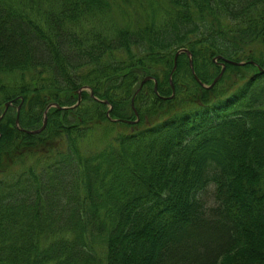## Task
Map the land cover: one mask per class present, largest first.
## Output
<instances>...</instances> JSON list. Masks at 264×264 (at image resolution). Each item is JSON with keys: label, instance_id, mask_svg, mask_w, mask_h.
Wrapping results in <instances>:
<instances>
[{"label": "trees", "instance_id": "obj_1", "mask_svg": "<svg viewBox=\"0 0 264 264\" xmlns=\"http://www.w3.org/2000/svg\"><path fill=\"white\" fill-rule=\"evenodd\" d=\"M124 15L0 0V264H264V0Z\"/></svg>", "mask_w": 264, "mask_h": 264}, {"label": "rangeland", "instance_id": "obj_2", "mask_svg": "<svg viewBox=\"0 0 264 264\" xmlns=\"http://www.w3.org/2000/svg\"><path fill=\"white\" fill-rule=\"evenodd\" d=\"M160 2L163 1V0H159ZM50 3V1H49ZM112 4H113V7L114 9H124V10H128V13L129 15L126 16H121L120 19L118 20V26H123V27H129L131 26L132 24L130 23L131 22V14H132V10H136V11H140L142 12L143 9L145 7H147L148 5L152 4V7L153 6H156V0H112ZM147 10H150V9H147ZM252 61V60H250ZM79 89H82L79 88ZM76 103H77V100H76ZM80 102H78L76 105H72L71 108L73 107H76ZM49 105V103H48ZM68 107V106H67ZM42 126V123L39 127ZM93 137H98V134L97 133H93L92 136H91V139L93 140L94 138ZM89 143V142H88ZM17 169L19 167H16ZM211 199V197H210ZM209 201L211 202L212 199ZM209 202V204H211Z\"/></svg>", "mask_w": 264, "mask_h": 264}, {"label": "water", "instance_id": "obj_3", "mask_svg": "<svg viewBox=\"0 0 264 264\" xmlns=\"http://www.w3.org/2000/svg\"><path fill=\"white\" fill-rule=\"evenodd\" d=\"M179 52H185V53L190 57V53H189L188 50H186V49H179V50L175 53V56H176ZM229 62L232 63V64H235V65H241V64H242V62H232V61H229ZM250 62H252V61H250ZM190 65H191V60H190ZM258 69H259L260 72H264V68L262 69L261 67H258ZM220 75H221V73L213 79V81L211 82L210 86H212V85L217 81V79L219 78ZM148 79H150L149 76L144 77V78L141 80V82H140V87H141V85H142L146 80H148ZM140 87H139V88H140ZM78 92H79V90H78ZM79 100H80V98H78L77 103L79 102ZM9 103H10V102H6V103H5V107H7V105H8ZM77 103H76V104H77ZM52 106H55V107H58V108H66V107H60V106H58V105H56V104H49V105H47V106H46V109L44 110V116H43V120H42V126H41L39 129H36V130H24V131L27 132V133H36V132H39L42 128H44L45 123H46L45 113H46V111H47L50 107H52ZM15 123H16V124L18 123V118H17V117H16V120H15Z\"/></svg>", "mask_w": 264, "mask_h": 264}, {"label": "bare ground", "instance_id": "obj_4", "mask_svg": "<svg viewBox=\"0 0 264 264\" xmlns=\"http://www.w3.org/2000/svg\"><path fill=\"white\" fill-rule=\"evenodd\" d=\"M180 49H186V48H180ZM179 50V49H178ZM177 50V51H178ZM186 50H188V49H186ZM176 51V52H177ZM175 52V53H176ZM188 52L190 53V51L188 50ZM181 53H184L185 55H186V57L188 58V65H189V68H190V71H191V73H192V76L194 77V79L196 80V81H198L199 83H200V81L198 80V78H197V76L195 75V73H194V68H193V62H192V56H191V53H190V57L185 53V52H179L176 56H175V54H174V57H173V67H172V71L175 69V67H176V60H177V56L179 55V54H181ZM218 59H222L221 58V56H215L213 59H212V61L213 62H216L217 63V61H218ZM190 60H191V65H190ZM230 60H226V59H224L222 62H219L218 64L220 65V71L218 72V74L216 75V76H218L220 73H221V75L219 76V78L217 79V81L220 79V77L222 76V74H223V72H224V69H225V63H228V64H232V63H230L229 62ZM233 62V61H232ZM238 62H242V64L241 65H243L245 62L244 61H238ZM248 62H250V60L248 61ZM232 65H235V64H232ZM215 76V77H216ZM214 77V78H215ZM213 78V79H214ZM213 79H212V81H213ZM216 81V82H217ZM215 82V83H216ZM214 83V84H215ZM201 85L202 86H204L205 88H208L205 84H202L201 83ZM171 86H172V84H171ZM46 113H47V111H46ZM46 113H45V117H46ZM43 120V119H42Z\"/></svg>", "mask_w": 264, "mask_h": 264}]
</instances>
